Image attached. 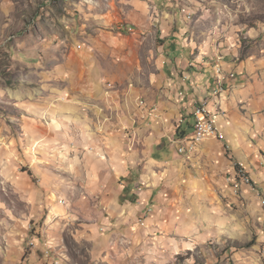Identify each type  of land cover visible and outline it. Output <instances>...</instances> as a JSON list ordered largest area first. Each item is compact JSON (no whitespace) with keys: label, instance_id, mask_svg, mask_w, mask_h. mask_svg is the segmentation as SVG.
Returning a JSON list of instances; mask_svg holds the SVG:
<instances>
[{"label":"rangeland","instance_id":"374dc122","mask_svg":"<svg viewBox=\"0 0 264 264\" xmlns=\"http://www.w3.org/2000/svg\"><path fill=\"white\" fill-rule=\"evenodd\" d=\"M219 58L247 69L226 139L179 154L180 86ZM164 134L153 215L103 235L127 178L100 160ZM0 264H264V0H0Z\"/></svg>","mask_w":264,"mask_h":264},{"label":"crops","instance_id":"0c3cea01","mask_svg":"<svg viewBox=\"0 0 264 264\" xmlns=\"http://www.w3.org/2000/svg\"><path fill=\"white\" fill-rule=\"evenodd\" d=\"M224 65L227 70L234 71L237 74V78L233 83H231V87L229 90V94L230 95L234 94L235 95L234 98L236 100L237 93L233 91L237 90V86L246 84L245 76H246L247 69H245L244 67L241 68L239 65L237 66L234 63L224 62ZM203 78L205 79V77ZM206 79H207L206 84L208 85L207 87H205V85L204 86L197 85L198 88L196 89L193 83H190V85H188L187 83H183L184 85L180 86L181 92L179 93L182 94V97L179 96V98H180L181 104L174 106L175 111L173 112L172 117H175L178 115L180 120L185 119L184 125H186L187 122H191L193 124V120H194L193 115H192L193 110L195 109L196 106L202 104V100H204L205 98L207 99L210 98L209 95L212 89L215 87V78H214L213 69H212L211 75L206 77ZM224 101L225 99H223V107H224ZM236 102L237 100L235 101V103ZM227 105H230L231 108L233 106L231 101L228 102ZM154 118L161 119L163 118V116L162 114L158 113V115L154 116ZM146 119L148 120L150 119V117ZM131 122H132L131 126L134 127L133 121ZM192 132H193V128L190 129L189 132L184 137H178L176 135L177 136V138H175L176 144L173 142L175 139L172 140L174 148L177 150L176 146L185 147L186 149L185 152L190 151V153H193L195 150V147L201 142L197 143L193 147V149H191L192 146L190 145V141L193 135H189V134H191ZM165 137H166L165 134L160 135L158 137H154L155 142H153V144L150 143V145H148L146 141L144 142V144L147 145L146 148L145 147L136 148L135 150L133 149L132 152H125L124 147L119 146V148H117V150H119L118 153L112 156V154L109 153L110 151L107 150L108 158L105 159L106 162H103L104 159L100 160L101 163L98 164V166L101 168V173L106 172L105 178H104L105 181H106V178H109V177H111V179H114V180L116 179V177L126 178L127 176H129V174H131L132 176L131 179L134 180V178L136 177V171H135L136 166H138L140 162H144V161H145L144 173H146L145 175L140 174L138 181L134 180L133 183H129L130 181H128V179L130 178H127V180L125 179V181L122 183L123 184L125 183L126 186L122 185V189L120 191L116 190L117 195L114 198L113 203L111 205L107 204L108 206H110V212L107 211L108 214H104L103 217H101L102 216L101 211H99V216L102 221V225L100 226V229L102 230L103 235L109 233L111 237L113 236V234H116V236H118L119 234H123L119 232V230H122V231H126L127 234L131 235L134 238V236L131 233H133L132 227L136 224L135 219L137 220L139 216L141 217L147 213L149 214L148 219L146 221L147 223L150 217L153 215L154 210L152 206H150V202L155 200L156 198H159L157 194L158 192H155L158 187L155 186V187H152L151 189L143 190L140 187L139 182L144 179L146 180L147 176H151L150 171L151 169H154L155 167H157V169L159 170L158 176H160L161 169L159 167L171 161L170 159L167 158L168 152H167L165 144L164 145L162 144L163 143L162 141L166 139ZM112 168H114V172ZM126 188L127 189L129 188L131 192L137 194L138 200L136 203H129V204L120 203V196ZM103 202H105V197H104ZM103 202L101 203L104 204ZM137 226L139 225L137 224L136 227Z\"/></svg>","mask_w":264,"mask_h":264},{"label":"built area","instance_id":"2783aa9c","mask_svg":"<svg viewBox=\"0 0 264 264\" xmlns=\"http://www.w3.org/2000/svg\"><path fill=\"white\" fill-rule=\"evenodd\" d=\"M215 87L212 89L209 97L211 96H221V105L210 104V98H205L202 100V104L195 107L193 110V132L189 135H194L195 139L200 143L199 132H208L209 139L225 140L226 133L220 128L221 118L226 114V110L223 107V99H226L227 95V85L233 83L236 80V72L229 71L224 65V61L219 58L213 67ZM146 108V107H145ZM148 111V110H147ZM148 114V113H147ZM151 117V116H149ZM185 120H181V124ZM176 144V139L173 141ZM180 154L184 155L189 152H182V147L176 146ZM230 173L235 180H237V186L242 184L251 185L253 183L251 177L248 176L246 167H239L236 163L233 166V170ZM149 214H144L138 218V221H147Z\"/></svg>","mask_w":264,"mask_h":264},{"label":"trees","instance_id":"16d2710c","mask_svg":"<svg viewBox=\"0 0 264 264\" xmlns=\"http://www.w3.org/2000/svg\"><path fill=\"white\" fill-rule=\"evenodd\" d=\"M193 128V124L191 122H187L186 125L181 124L180 127L177 130V136L178 137H184L190 129ZM131 174H129V176H127L126 178H130L128 179V181H130L129 183H133L134 180L131 179ZM138 200L137 194L133 193L130 191V189L126 188L124 190V192L121 194L120 196V203L125 204V203H136ZM254 243H251V245Z\"/></svg>","mask_w":264,"mask_h":264},{"label":"bare ground","instance_id":"6f19581e","mask_svg":"<svg viewBox=\"0 0 264 264\" xmlns=\"http://www.w3.org/2000/svg\"><path fill=\"white\" fill-rule=\"evenodd\" d=\"M217 105V104H216ZM181 120H185V119H181ZM180 120V122H181ZM206 139H209V133L208 132H199V140H201L200 142L206 140ZM198 143V141L195 139V136L193 135L192 136V139L190 141V145L192 146L191 149H193V147ZM186 149L185 147H182V152H185ZM241 165V164H240ZM240 167H245L244 165H241ZM248 176L250 177V175L248 174ZM236 189L238 190L239 186H237V182H236Z\"/></svg>","mask_w":264,"mask_h":264}]
</instances>
